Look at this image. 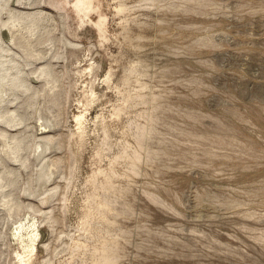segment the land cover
Returning a JSON list of instances; mask_svg holds the SVG:
<instances>
[{
  "label": "rangeland",
  "instance_id": "374dc122",
  "mask_svg": "<svg viewBox=\"0 0 264 264\" xmlns=\"http://www.w3.org/2000/svg\"><path fill=\"white\" fill-rule=\"evenodd\" d=\"M0 2L51 16L38 61L3 29L37 93L0 96L29 146L0 264H264V0Z\"/></svg>",
  "mask_w": 264,
  "mask_h": 264
},
{
  "label": "bare ground",
  "instance_id": "6f19581e",
  "mask_svg": "<svg viewBox=\"0 0 264 264\" xmlns=\"http://www.w3.org/2000/svg\"><path fill=\"white\" fill-rule=\"evenodd\" d=\"M5 1V0H4ZM10 1L12 2L13 1V3L14 2H16V3H18V5H21V4H25V6H26V4H28V5H31L32 4V0H6V3L4 4V5H1V6H3V7H7V6H11V4H10ZM1 3V2H0ZM33 3H35L34 1H33ZM27 5V6H28ZM33 5V4H32ZM22 6H24V5H22ZM32 7V6H31ZM9 9H8V12H9V15H8V18H7V20L6 21H3V20H1L0 19V48L2 47V44H3V42H5V36L6 37H8V35H7V33H9V38L11 39V40H13L14 42H12L11 41V43L13 44V43H15V44H17V45H19V44H21L20 46L23 48V51H25L26 53H28L30 56H31V58L34 56H36L37 58H38V56L41 54L40 52H37L36 50H35V48L33 47V44H32V36H34V35H36L37 36V34H40L41 36H42V31H48L47 29H45L44 27H43V21L44 20H46L47 18H48V16L49 17H51L49 14H47L46 12H44L43 10H37V11H34V12H31V11H24V10H22V9H18V10H16L15 8H12V7H8ZM30 8V7H29ZM33 9V8H32ZM1 10V9H0ZM29 10V9H28ZM2 12V11H1ZM46 26V25H45ZM4 28H6L7 29V32H4L5 33V36H4V33H3V29ZM22 33V35L20 36V37H17V33ZM19 33V34H20ZM18 34V35H19ZM44 35V34H43ZM35 37V36H34ZM37 38V37H36ZM38 38H40V37H38ZM9 39V40H10ZM36 40V39H35ZM34 40V41H35ZM38 41L40 42V41H42V38L39 40L38 39ZM48 41V40H47ZM53 41V40H52ZM35 42H37V40L35 41ZM45 41H43V43H44ZM54 42V41H53ZM19 43V44H18ZM50 43V42H49ZM35 44V43H34ZM38 44V43H37ZM37 44H36V46H37ZM46 44V43H45ZM50 44H53V43H50ZM48 45V46H52V45ZM39 45V44H38ZM12 46V45H11ZM47 46V45H46ZM47 46V47H48ZM10 47V46H9ZM41 47V46H40ZM5 48V47H4ZM3 48V49H4ZM11 48V47H10ZM20 47H18V49H19ZM25 48V49H24ZM2 49V50H3ZM39 49H42V47L41 48H39ZM51 49V48H50ZM43 50V49H42ZM46 50V49H45ZM10 51H12V49L10 50ZM19 51V50H18ZM24 52V53H25ZM0 53H1V51H0ZM5 53H7L6 51H5ZM12 53V52H11ZM23 53V52H22ZM44 53V52H43ZM9 54H10V52H9ZM20 54H21V52H20ZM13 55V54H12ZM15 55V54H14ZM24 55V54H23ZM28 55V56H29ZM47 55V54H46ZM1 56V55H0ZM9 56V55H8ZM25 56H27V54L25 55ZM48 57H49V55H47ZM12 57V56H11ZM39 57H41L42 58V56H39ZM44 57V56H43ZM1 58L2 57H0V60H1ZM6 58H8V57H6ZM10 58V57H9ZM13 58V57H12ZM23 58V57H22ZM45 58V57H44ZM33 59V58H32ZM40 58H38L37 59V61L39 60ZM45 59H47V58H45ZM3 60H4V58H3ZM3 60H1L0 61V64H1V62H3ZM8 60V59H7ZM11 60V58L9 59V61ZM14 60V59H13ZM21 60V59H20ZM25 60V59H24ZM27 60V59H26ZM34 60H36L35 58H34ZM41 60V59H40ZM49 60V59H48ZM19 61V60H18ZM17 61V62H18ZM8 62V61H7ZM7 62H5V63H7ZM22 62V61H21ZM25 62V61H24ZM41 62H43V61H41ZM14 63V65H16L15 64V62H13ZM3 65H4V63H2ZM1 64V65H2ZM8 64V63H7ZM7 64H5V66L7 65ZM9 64H10V62H9ZM8 64V65H9ZM19 63H17V65H18ZM44 64V63H43ZM3 65H2V67H3ZM7 65V66H8ZM13 65V64H12ZM25 65H26V63H25ZM4 66V67H5ZM10 66V65H9ZM8 66V67H9ZM22 66H24V64H22ZM21 66V67H22ZM3 67V68H4ZM10 67H12V66H10ZM17 67V66H16ZM3 68L1 69V66H0V96H1V93L4 91V90H8V89H13V90H16V89H18L19 87H21V89L23 90V92H22V94H24L25 92L24 91H26L27 92V90H29V92L30 91H32V95L34 94H36L37 93V89L35 88V87H33V85H32V83L31 82H26V76L24 75V74H22V72L21 73H19L18 71H17V73H15L13 76L7 71V73L8 74H10L12 77L11 78H8V77H10V75H6V74H4L3 72H2V70H3ZM37 68V67H36ZM13 69H14V66H13ZM16 69V68H15ZM19 69V68H18ZM17 69V70H18ZM38 69V68H37ZM10 71V70H9ZM23 71V70H22ZM14 72V71H13ZM32 72V76H35L34 78H41V77H43V78H45V80L46 81H48L46 84H49V85H51L52 84V82H54L55 81V79H56V77H55V75H54V73H53V71H52V69H51V67L50 66H47V65H43V66H41L38 70H35L34 69V71H31ZM31 72H29L30 73V75H31ZM6 73V72H5ZM28 75V74H27ZM13 79V82H11L10 81V83H8V82H5L6 81V79ZM29 78V77H28ZM31 78H33V77H31ZM36 79V80H37ZM35 80V81H36ZM45 80H43V81H45ZM55 83H56V85H57V82L55 81ZM54 83V84H55ZM49 85H48V88L45 86L44 87V90L45 91H52L54 88H57V86L56 85H51L50 87H49ZM9 86V87H8ZM35 86V85H34ZM42 87V86H41ZM37 88H39V87H37ZM21 89H18V90H21ZM55 90V89H54ZM8 92V91H7ZM15 92H17V91H15ZM15 92H14V94L13 95H15ZM20 92V91H19ZM28 92V93H29ZM21 93V92H20ZM27 93V94H28ZM43 93H44V91H43ZM42 93V94H43ZM26 94V93H25ZM24 94V95H25ZM30 94V95H31ZM12 95V96H13ZM34 95H33V97H34ZM5 96V95H4ZM17 96V95H16ZM15 96V97H16ZM37 96V95H36ZM32 97V96H31ZM14 98V97H13ZM18 98V97H17ZM17 98H14L15 100L17 99ZM8 99V98H7ZM6 99V100H7ZM35 99V98H34ZM15 100H13V101H15ZM29 100V99H28ZM32 100V99H31ZM30 100V101H31ZM34 101V100H33ZM9 103H7V104H10V101H8ZM2 103H3V101H2ZM1 103V104H2ZM13 103V102H12ZM7 104H6V106H7ZM30 104V103H29ZM32 104V103H31ZM3 105V104H2ZM33 105V104H32ZM3 106H5V104L3 105ZM22 106V105H21ZM35 106V105H34ZM30 107H31V105H30ZM4 108V107H3ZM2 108V109H3ZM7 111H3V112H1L0 113V122L1 123H4V124H6V125H8L10 128H13V129H17L18 128V125H21L22 123H24V120H25V117H24V115L23 116H20L19 114H18V110H20V109H10V110H8V109H6ZM21 113V112H20ZM27 118H29V117H27ZM26 118V119H27ZM28 120V119H27ZM5 125V126H6ZM7 127V126H6ZM23 128H25V127H23ZM1 129V128H0ZM9 131V130H8ZM16 131V130H15ZM20 131L22 132L23 130H21L20 129ZM18 132V131H17ZM27 132V131H26ZM26 132L24 131L23 133H25V135H23L22 137L21 136H19L18 135V133H8L7 131H5V129H3V131H1L0 130V139L2 140L1 142H2V149H1V147H0V150L2 151H4L3 153L5 154V156L6 157H8V158H10V159H12V161H13V163H17L18 164V162L20 161V162H23V160L24 159H22L21 160V151L24 149H27L26 147L28 146L27 145V142H26V140H27V137H24V136H26ZM32 132V131H31ZM29 134V133H28ZM31 135H33V134H31ZM35 135V134H34ZM30 136V135H29ZM28 136V137H29ZM30 141V140H29ZM0 142V143H1ZM29 143V142H28ZM31 146V145H30ZM29 147V146H28ZM30 149V148H29ZM23 150V151H24ZM28 150V149H27ZM2 154V153H1ZM3 154V155H4ZM24 154H25V152H24ZM23 154V155H24ZM24 156H26V154L24 155ZM7 158V159H8ZM23 158V157H22ZM1 160V159H0ZM5 161V160H4ZM4 161L1 163L2 164V166L4 165V168H2L0 171V206H2V207H5V208H7L8 209V212L10 211H13V210H18L21 206H20V203H19V201H18V198L16 197V195L14 194V190H13V188H16L17 186H16V184H17V182H18V178L17 177H19V170L18 171H15V170H10V168H8L7 166H5V164H3L4 163ZM9 161V160H8ZM25 161H27V160H25ZM10 163V162H9ZM8 164V163H7ZM21 164H23V163H21ZM24 164H25V162H24ZM17 166V165H16ZM11 167H13V166H11ZM6 175L8 176H10V175H12L13 177L12 178H7L6 177ZM17 176V177H16ZM20 179V178H19ZM1 207V208H2ZM0 208V209H1ZM22 208V207H21ZM13 213V212H12ZM11 214V213H10ZM22 226V225H21ZM21 229V228H20ZM19 229V230H20Z\"/></svg>",
  "mask_w": 264,
  "mask_h": 264
}]
</instances>
